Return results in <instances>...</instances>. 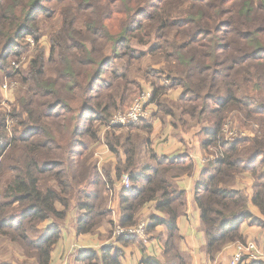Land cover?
I'll return each instance as SVG.
<instances>
[{
  "label": "trees",
  "instance_id": "trees-1",
  "mask_svg": "<svg viewBox=\"0 0 264 264\" xmlns=\"http://www.w3.org/2000/svg\"><path fill=\"white\" fill-rule=\"evenodd\" d=\"M45 2H55L56 9L69 3L60 9L62 25L50 36L49 53L32 55L21 76L26 89L17 99L13 130L9 113L0 112V246L24 256L20 260L13 251L6 260L1 250L0 264H50L59 223L74 210L79 234L107 224L113 238L115 227L139 224L150 203L155 211L146 218V234L166 226L165 260L146 256L145 262L188 264L177 223L185 192L175 181L194 172L192 159L155 154L152 119L129 127L110 123L142 91L132 76L146 75L134 67L145 57L162 64L148 71L157 78L150 84L156 116L170 115L174 126L207 135L203 147L213 157L196 184L195 201L209 258L245 241L243 223L264 226V0H0L1 70L10 55L22 53L19 47L3 53L10 46L29 35L38 39L39 23L51 16ZM174 88L183 92L178 101L164 97ZM233 117L254 133L227 140L224 128L235 123ZM103 129L105 144L119 159L114 168H99L94 158ZM244 173L254 178L252 198L233 188ZM124 174L132 185L119 190L115 220L111 190ZM47 220L53 224L43 230ZM114 241L142 244L139 235L127 233ZM121 255L111 242L100 251H81L78 260L121 264Z\"/></svg>",
  "mask_w": 264,
  "mask_h": 264
},
{
  "label": "crops",
  "instance_id": "crops-1",
  "mask_svg": "<svg viewBox=\"0 0 264 264\" xmlns=\"http://www.w3.org/2000/svg\"><path fill=\"white\" fill-rule=\"evenodd\" d=\"M168 85V82L162 83ZM152 89V88H151ZM183 96L181 88L169 89L164 97H167L171 101H178ZM152 119L153 132L150 136L151 147L155 154L159 157H180L188 154L194 163V172L191 175H183L176 179L175 183L178 189L185 192V207L183 213L178 218V227L181 234L180 248L184 253L188 264H232L233 257L235 255V245L232 243L227 245L215 258L211 260L206 253V235L203 229L201 220V211L195 201L196 184L200 179L202 172L207 164V160L210 157L203 147V143L206 140V133L201 132V128L194 127L192 130L184 131L179 127L174 126L172 117L161 119L156 116L158 108L155 103L152 102ZM251 134V133H249ZM105 130L102 132V139L98 142L94 150V158L99 168L104 166H112L113 168L118 162V157L110 151L104 141ZM213 157V155H212ZM253 184L254 178L250 173H244L239 176L234 189H240L246 192L248 197L253 196ZM123 187L120 180L111 190V199L109 202L113 211V218L117 219V207L119 203V190ZM155 203H150L142 210L141 220H147L148 215L155 211ZM250 210L255 217H261L262 214L259 208L253 204H250ZM78 214L76 210L72 211L70 215L59 223L61 229V238L59 242L54 246L50 264H83L78 260V256L81 251L95 250L100 251L107 243H115L116 247L121 250V264H147L145 262L146 256L156 257L160 261H164V239L167 235V228L165 225H160L152 233L146 235V237H140L142 244L138 242H129L127 244H121L114 241L115 238L108 237L110 227L105 224L98 228L94 233L79 234L76 228V220ZM53 221L47 220L42 223L41 228L43 230L52 226ZM241 232L245 241H254L259 245L264 243V226L254 225L251 222H245L241 226ZM3 252V256L6 260H12V252L8 250L7 244L0 246V251ZM16 256L20 260L24 259V256L15 251ZM14 264H20L17 261H13ZM29 264H36L30 262Z\"/></svg>",
  "mask_w": 264,
  "mask_h": 264
},
{
  "label": "rangeland",
  "instance_id": "rangeland-1",
  "mask_svg": "<svg viewBox=\"0 0 264 264\" xmlns=\"http://www.w3.org/2000/svg\"><path fill=\"white\" fill-rule=\"evenodd\" d=\"M45 4H47V6L49 8H51V16H50V18L43 19L39 23V30L37 32H35V35L38 34V39L29 35L26 38L19 40L16 43V46L12 45V46H10L9 50L3 52L5 54L6 53L11 54L12 53L11 49H13V48L16 49L18 47L20 49L19 51L20 52L22 51L20 57H13L12 55L9 56V59H8L9 64L5 66L6 69L1 70V68H0V80H1V82H0V112L6 111L9 113L10 117H15V114L19 111L20 107L17 104V99L19 98L21 93H23L24 90L26 89V85L23 84L21 76L26 75L27 69H28L29 64H30L31 56L34 55L35 53H37V51H39V50L40 51L43 50V52L46 53V55H47V53H49L50 46H51L50 36L56 30H58L62 25V16L60 14V9H63L64 7H67L69 5L68 2H64L63 4H61L59 6L58 9H56V3L55 2H47V3L45 2ZM37 14L40 17L43 16L41 11L37 12ZM29 38L33 39V43H30L28 41ZM140 48H142V47H140ZM142 49H144V48H142ZM46 59H47V57H46ZM157 60H158L157 57H154V58L153 57H145L140 62H138L134 65L135 68L139 67L141 70L145 71V73H146V75H144V73H137V74H133V76H132L134 79H136L137 81H139L141 83L142 91L151 88L150 87L151 81L157 80V78L154 77L153 73L148 72L152 69L155 72H157L156 70L160 69L162 64H159V62ZM1 62L2 61L0 60V67L2 66ZM14 63H19L18 71L15 70V68L13 66ZM149 65H152V66H149ZM22 87L24 89H22ZM142 91L140 90V92H138L137 95L133 99L135 100V98ZM133 101H131L129 103V105L126 107V110L132 105ZM16 106H17V110L15 108ZM119 111H124V110H119ZM15 118H16L15 122H14V124H12L10 130H13L14 126L18 122L19 118L18 117H15ZM148 119H150V118H148ZM233 119L235 120V123L233 121H230V122H231V126H232V124H234L235 128L234 129L231 128V129L234 130L236 132V134H238V133L239 134H243V133L253 134L254 133L253 130H250V129H253L251 127L252 125H250V127H245L242 124V120L240 118H234L233 117ZM139 123H136L135 125H139ZM238 125L242 127L241 129L247 130L248 132H241V133L238 132L239 131ZM254 128H257V126H255ZM228 129H230V127ZM103 130H105V129H103Z\"/></svg>",
  "mask_w": 264,
  "mask_h": 264
},
{
  "label": "built area",
  "instance_id": "built-area-1",
  "mask_svg": "<svg viewBox=\"0 0 264 264\" xmlns=\"http://www.w3.org/2000/svg\"><path fill=\"white\" fill-rule=\"evenodd\" d=\"M28 41L33 43V39L29 38ZM15 70H18L19 63L13 64ZM9 86V85H8ZM152 94L153 90L151 88L143 90L133 101L132 105L124 111H118L115 113L111 119V126L116 127H129L136 124L142 120H146L152 116ZM15 118L8 117L7 126L11 129L12 124H14ZM230 127V129H228ZM224 134L227 140L236 138L238 134L231 129V123L227 124L224 128ZM242 135H246L243 133ZM123 187L130 188L132 185V180L128 174H124L121 178ZM148 225L147 220H141L139 224L130 227H115L114 238L123 234H136L140 237H146V228ZM235 255L233 257L232 264H246L251 261H264V243L259 245L254 241H242L237 242L235 245Z\"/></svg>",
  "mask_w": 264,
  "mask_h": 264
}]
</instances>
